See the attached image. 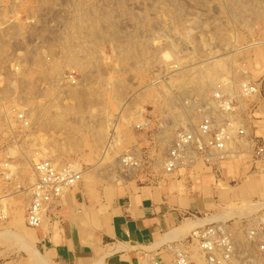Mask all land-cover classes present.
I'll use <instances>...</instances> for the list:
<instances>
[{
    "label": "rangeland",
    "instance_id": "374dc122",
    "mask_svg": "<svg viewBox=\"0 0 264 264\" xmlns=\"http://www.w3.org/2000/svg\"><path fill=\"white\" fill-rule=\"evenodd\" d=\"M231 2L0 0L2 258L11 252L26 253L42 263L29 244L35 235L24 214L26 190L35 180L33 164L39 161L32 154L41 147L52 152L47 160L79 164L86 171L79 182L108 194L133 182L170 177L176 171L184 176L198 164L215 177L227 170L233 177L231 184L246 185L248 195L193 219L204 218L197 226L206 220L227 222L235 239L242 241V228L249 223L245 217L264 215V168L252 161L246 141L233 135L227 156L214 167L197 160L166 172L162 164L175 132L198 125L208 112L216 121L226 118L238 124L235 128L242 126L247 134L264 139V0ZM255 2L258 15L251 10ZM218 59L225 66L206 98L182 95L181 80L195 77ZM243 82L258 84V91L244 95ZM218 90L230 97L231 111L221 112L216 101L210 104ZM188 100L195 102L189 120L174 123L172 110H181ZM163 138L167 142L162 143ZM124 155L136 160L137 166L116 164ZM245 203L255 206L249 214L215 218ZM181 237L159 251L163 260L171 262V250L179 247L189 253L195 244L184 243Z\"/></svg>",
    "mask_w": 264,
    "mask_h": 264
},
{
    "label": "crops",
    "instance_id": "0c3cea01",
    "mask_svg": "<svg viewBox=\"0 0 264 264\" xmlns=\"http://www.w3.org/2000/svg\"><path fill=\"white\" fill-rule=\"evenodd\" d=\"M219 174L215 177L198 164L184 176L176 171L111 194L81 181L53 202L42 224L32 228L35 241L29 244L43 262L11 252L0 256V264H139L146 251L163 250L168 243L157 240L184 220L250 192L246 185L233 186L227 170Z\"/></svg>",
    "mask_w": 264,
    "mask_h": 264
},
{
    "label": "built area",
    "instance_id": "2783aa9c",
    "mask_svg": "<svg viewBox=\"0 0 264 264\" xmlns=\"http://www.w3.org/2000/svg\"><path fill=\"white\" fill-rule=\"evenodd\" d=\"M241 88L244 95H252L258 91V84L243 82ZM213 100L217 102L221 112L231 111L232 101L229 96L216 91ZM237 125L226 118L216 121L208 112L198 125L177 130L162 161L164 170L172 172L197 160L214 167L228 154L227 145L233 135L247 142L252 161L261 163L264 168V139L247 134L242 126L235 128ZM124 157L128 159L122 162L129 166L137 162L130 155ZM33 172L35 180L28 191L24 214L26 225L38 228L49 206L75 187L82 175L69 165L55 167L50 160L35 162ZM245 219H248L249 223L242 228V241L235 239L227 222L217 221L196 226L184 237L183 242L197 245L205 264H264V215L259 213ZM171 252L173 257L169 264H198L187 251ZM148 257L146 264H167L159 254Z\"/></svg>",
    "mask_w": 264,
    "mask_h": 264
},
{
    "label": "bare ground",
    "instance_id": "6f19581e",
    "mask_svg": "<svg viewBox=\"0 0 264 264\" xmlns=\"http://www.w3.org/2000/svg\"><path fill=\"white\" fill-rule=\"evenodd\" d=\"M73 1V0H72ZM76 2V1H75ZM233 2H234V0H233ZM233 2H231L232 4H233ZM243 2V1H242ZM258 2H259V0H258ZM230 3V4H231ZM235 3H238L237 1L235 2ZM256 3V2H255ZM99 4V3H98ZM231 4V5H232ZM78 5V4H77ZM74 6V5H73ZM234 6V5H233ZM239 6V5H238ZM237 6V7H238ZM241 7V6H240ZM74 8V7H73ZM100 8V7H99ZM236 8V7H235ZM239 8V7H238ZM257 8H259V6L257 5V3L255 4V7H251V10L253 9V13L255 14V15H258V9ZM237 9V8H236ZM235 9V10H236ZM242 9H244V8H242ZM240 12L242 11L240 8L238 9ZM245 11V10H244ZM251 13H252V11H251ZM252 13V14H253ZM84 14V13H83ZM93 14V13H92ZM87 15V14H86ZM90 15H91V13H90ZM110 15V14H109ZM168 15V14H167ZM235 15H239L237 12H235ZM234 15V16H235ZM241 15H243V14H241ZM241 15H239V16H241ZM119 17V16H118ZM69 18V17H68ZM82 18V17H81ZM102 18V17H101ZM120 18V17H119ZM241 17H239V19H240ZM80 19V18H79ZM89 19V18H88ZM95 19V18H94ZM139 19V18H138ZM245 19V18H244ZM121 20V19H120ZM242 20H243V17H242ZM95 21V20H94ZM97 21V20H96ZM83 22V21H82ZM89 23V22H88ZM88 23H87V26H89L88 25ZM92 23H96V22H92ZM116 23V22H115ZM79 24H81V23H79ZM98 24V23H97ZM245 24H246V22H245ZM67 25V24H66ZM91 25V24H90ZM116 25V24H115ZM85 26V25H84ZM83 26V27H84ZM86 26V27H87ZM249 26V25H248ZM97 28V27H96ZM66 29V28H65ZM78 29V28H77ZM86 29H88V28H86ZM91 29H93V28H90L89 30H91ZM109 29V28H108ZM122 29V28H121ZM85 30V29H84ZM110 30V29H109ZM71 31V30H70ZM94 31H95V29H94ZM111 31H113V29L111 28ZM111 31H109L110 33H111ZM106 32H108V31H106ZM114 32V31H113ZM90 33V32H89ZM88 33V34H89ZM97 33H99V32H97ZM106 34V36H107V33H105ZM78 35V34H77ZM82 35V34H81ZM111 35V34H110ZM109 35V36H110ZM113 35V34H112ZM139 35V34H138ZM98 36H99V34H98ZM137 37V36H136ZM110 38V37H109ZM112 38V37H111ZM81 39V38H80ZM114 40V39H113ZM115 40H116V38H115ZM79 41V40H78ZM73 42H75V41H73ZM82 42V41H81ZM86 43V42H85ZM80 44V43H79ZM78 44V45H79ZM90 44V43H89ZM121 44V43H120ZM250 45H252V44H250ZM73 46L75 47V45L73 44ZM157 46V45H156ZM88 49V48H87ZM72 50V49H71ZM133 50V49H132ZM83 55V54H82ZM121 56V55H120ZM174 56V55H173ZM166 58H167V56H166ZM80 60H82V59H80ZM176 60V59H175ZM221 60V59H220ZM219 59L218 60H215V62L214 63H212V64H210L209 66L207 65L205 68H203V69H201L196 75H195V77H192L191 79H184V80H181V84H180V90H181V93H182V95H186V96H195V97H197L198 99H203V98H206L205 96H206V93H207V90L211 87V86H213V85H215V84H217L216 83V81H217V79L219 78V72L221 71V70H223L224 69V66H225V63L223 62V61H220ZM83 61H85V60H83ZM82 62V61H81ZM78 63V62H77ZM231 66V65H230ZM183 71V70H182ZM194 74V73H193ZM235 74V73H234ZM179 76V75H178ZM242 76V75H241ZM184 78H186L185 76H184ZM172 80H170V82H171ZM174 81V80H173ZM169 82V83H170ZM166 84V83H165ZM171 84V83H170ZM175 84V83H174ZM220 84H222V85H220L219 86V88H223V84L224 83H220ZM226 84V83H225ZM169 85V84H168ZM218 86V85H217ZM215 87V86H214ZM227 87V86H226ZM219 91V90H218ZM230 94V93H229ZM176 99V98H175ZM171 102V101H170ZM208 102V101H207ZM210 102V104H214L215 105V101L213 100L212 101V99H211V101H209ZM194 101L193 100H191V101H186V102H183L181 105H183L184 104V106L181 108V110H178V111H176V110H172L173 111V114H171L172 116V119H173V121H174V123L175 122H186V121H188L189 119H188V114H190L191 112H193V107H194ZM75 104V103H74ZM174 105V104H173ZM179 105V104H178ZM180 106V105H179ZM213 106V105H212ZM217 106V105H216ZM215 106V107H216ZM181 107V106H180ZM209 108H210V106H209ZM212 108H214V106L212 107ZM195 110V109H194ZM215 110V109H214ZM237 110V109H236ZM168 111V110H167ZM166 112V111H165ZM205 113H206V111H204ZM220 112V111H219ZM25 113V112H24ZM202 113V112H201ZM232 113V112H231ZM28 114V113H27ZM29 114H30V112H29ZM18 115V114H17ZM23 115V114H22ZM25 115V114H24ZM122 115V114H121ZM204 115V114H203ZM210 115H212V113L210 114ZM214 115V114H213ZM220 115V114H219ZM222 115V114H221ZM28 116V115H27ZM202 116V115H201ZM218 116V115H217ZM29 118V117H28ZM195 118V117H194ZM171 119V120H172ZM225 119V118H224ZM24 122H25V120H23ZM23 122V123H24ZM193 122V121H192ZM144 123L146 124V120L144 121ZM116 125V124H115ZM173 125V124H172ZM162 126V125H161ZM186 127V126H185ZM189 127V126H188ZM114 128H116V127H114ZM114 128H113V130H114ZM167 129V128H166ZM234 131V130H233ZM161 132V131H160ZM166 137V136H165ZM112 139V138H111ZM234 139V138H233ZM232 139V140H233ZM231 140V141H232ZM113 141V140H112ZM162 141V140H161ZM228 142V145H227V147H229L231 144H232V142ZM165 142H167V139H165V138H163V142L162 143H165ZM246 143V142H245ZM110 145H111V143L107 146V149L110 147ZM112 146V145H111ZM115 146V145H114ZM232 147V146H231ZM249 147V146H248ZM234 148V147H233ZM232 148V149H233ZM107 149L105 148V150H104V156H107V152L109 151V149H111V148H109L108 149V151H107ZM231 150V149H230ZM237 151V150H236ZM49 152H50V154H52V152L51 151H49V150H46L44 147H41L40 149H39V151L38 152H35L34 154H32V155H34L37 159L39 158V160H43V159H45L46 157H48L49 156ZM115 152V151H114ZM239 152V151H238ZM230 154V153H229ZM227 156V155H226ZM230 157V156H229ZM55 159V158H54ZM52 160V159H48V160H50L51 161V163L55 166V167H62V166H64V165H68V164H61V163H59L58 161H55V160ZM126 159H128L127 157H124V156H119V159H116L115 161H116V164H118V165H120V167H123V165L121 164V161H123V160H126ZM45 160H47V159H45ZM136 161V160H135ZM123 163V162H122ZM137 163L138 162H136L135 163V165H132V166H137ZM163 164V163H162ZM69 166L71 167V168H73V169H75V170H77V171H80L81 172V175L82 176H84L85 175V173H86V171L85 170H83L81 167H80V165L79 164H76V163H74V164H69ZM12 170H13V168H12ZM32 173V172H31ZM119 174V173H118ZM33 175H34V177H35V174H34V172H33ZM118 176V175H117ZM117 177H115L114 179H116ZM120 178V177H119ZM117 181V180H116ZM119 181V180H118ZM34 182V181H33ZM221 184V183H220ZM29 188H30V186L27 188V192L29 191ZM27 192H25L26 194H27ZM68 193V192H67ZM3 200V199H2ZM258 206V205H257ZM255 207V206H254ZM252 205H250L249 203L248 204H243V205H240V206H232V207H230L229 208V210H227V212H225V213H223L222 215H215V218L216 219H226V218H230V217H234V216H237V215H247V214H249L251 211H252V208H254ZM196 219H197V217H196ZM200 220L199 221H197V220H195V219H193V220H190V219H186V220H184L182 223H180L177 227H175L173 230H171V231H169L168 233H166L163 237H161L160 238V240L158 239L157 241H158V244H161V243H165V242H170V241H175L177 238H179V237H181V236H183L187 231H189L190 230V228H192V229H194L200 222H202L201 220H203V219H201V218H199ZM207 219H208V217H207ZM206 220V219H205ZM209 220V219H208ZM204 221V220H203ZM207 222H209V221H207L206 220V223ZM201 224H203V222L201 223ZM205 224V223H204ZM247 224V223H246ZM235 230V229H234ZM237 230V229H236ZM234 232V231H233ZM236 232V231H235ZM242 233H243V230H242ZM239 234V233H238ZM244 235V234H243ZM242 235V236H243ZM238 239V238H237ZM240 239H242V238H240ZM241 241V240H240ZM156 243V242H155ZM192 245V244H191ZM156 246V245H155ZM155 246H153V248H155ZM169 246V245H168ZM178 246V245H177ZM176 246V247H177ZM29 247H31V246H28V248ZM172 247H175V245H172ZM172 247H170V248H172ZM190 247V246H189ZM29 249H31V248H29ZM175 249V248H174ZM176 249H180L181 250V248L179 247V248H176ZM175 249V250H176ZM185 249H187L186 247H185ZM151 250V249H150ZM171 250V249H170ZM177 251V250H176ZM188 251V250H187ZM193 251H196V253L194 254L193 253ZM32 252H34V250L32 251ZM146 254V256H144V257H142V259H141V261L139 262V264H146V263H148V255L149 256H151V253L149 254V252L148 253H145ZM189 255H190V257L192 258H194L195 260H196V262L198 263V264H205L204 263V259H203V256H202V254L199 252V249H198V246L197 245H192V249L189 251V253H188ZM153 255V254H152ZM36 259H38L37 261L38 262H40V261H42L41 260V258H39V257H36ZM138 260V259H137ZM43 262V261H42ZM170 262L169 261H167V264H169Z\"/></svg>",
    "mask_w": 264,
    "mask_h": 264
}]
</instances>
